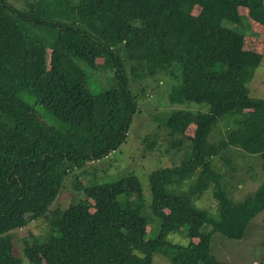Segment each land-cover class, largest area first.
I'll list each match as a JSON object with an SVG mask.
<instances>
[{
    "label": "trees",
    "instance_id": "obj_1",
    "mask_svg": "<svg viewBox=\"0 0 264 264\" xmlns=\"http://www.w3.org/2000/svg\"><path fill=\"white\" fill-rule=\"evenodd\" d=\"M239 8L264 26L263 0H33L24 7L0 0V264H23L11 231L39 218L48 228L24 239L29 264H152L154 253L171 264H231L211 254V236L240 240L264 211V100L247 88L257 54L243 50ZM126 62L150 77L166 75L179 100L207 106L172 111L159 124L166 151L183 157L149 175L159 224L151 238L132 175L85 186L75 177L83 196L50 209L66 176L125 141L137 111ZM79 63L112 69L115 86L93 93ZM23 94L66 127L45 124ZM224 117V135L210 142ZM151 137L156 145L158 135ZM231 148L257 155L261 165V183L239 201L212 164L218 157L234 171L224 156ZM209 189L216 215L193 205ZM175 233L188 245L170 243Z\"/></svg>",
    "mask_w": 264,
    "mask_h": 264
},
{
    "label": "rangeland",
    "instance_id": "obj_2",
    "mask_svg": "<svg viewBox=\"0 0 264 264\" xmlns=\"http://www.w3.org/2000/svg\"><path fill=\"white\" fill-rule=\"evenodd\" d=\"M7 1L13 6L24 7L26 1L33 0ZM239 13L245 18L243 26L239 30L244 34L243 50L257 54L255 56L257 65L252 67L253 76L247 83L249 95L264 100V26L251 24L247 19L246 9L239 8ZM79 65L86 72L89 87L93 93L103 92L115 86L112 69L92 70L83 63H79ZM125 65L130 79L129 90L135 96L137 103V111L131 118L125 141L107 156L87 162L85 166L75 168L71 174L66 176L50 209H64L72 199L77 201L83 196L74 190L75 177L80 179L81 184L85 186L110 183L132 175L140 183L144 199L142 214L147 218L146 238H151L159 224L152 216L149 206L151 201L148 187L149 175L155 170L176 166L183 157L181 151H166L163 138L166 133L163 132L164 129L159 128V124L172 111L187 110L196 113L207 110V106L179 100L172 90L173 81L166 75L156 74L150 77L145 73L142 74L138 65L129 62H126ZM131 66L136 69L135 72L130 70ZM21 96L45 124L59 130L66 127L50 112L37 106L32 97L26 94ZM227 121L228 117H224L216 124L209 135L210 142L217 141L224 135ZM154 134L158 135L156 145L150 139ZM188 134H192V128L188 129ZM224 156L232 159L235 165L234 171L225 164L223 159L218 157L212 159V164L222 175V183L225 185L226 192L234 201H239L246 194L253 192L262 181L259 157L244 154L233 148L228 150ZM192 200L194 207L216 215L215 202L210 189L200 196L193 197ZM47 228L46 220L39 218L29 222L23 228L11 231L13 253L22 260L23 264H29L23 254L24 239L43 236L47 232ZM167 240L170 243L184 246L189 243V239L181 233L169 234ZM210 252L218 260L231 264H264V211L249 222L240 240H230L219 233L213 234ZM152 264L171 263L160 253H154Z\"/></svg>",
    "mask_w": 264,
    "mask_h": 264
}]
</instances>
